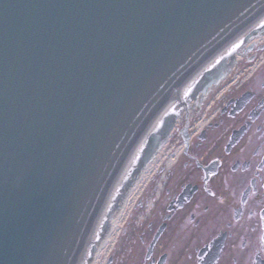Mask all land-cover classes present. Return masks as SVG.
<instances>
[{"label":"water","instance_id":"water-1","mask_svg":"<svg viewBox=\"0 0 264 264\" xmlns=\"http://www.w3.org/2000/svg\"><path fill=\"white\" fill-rule=\"evenodd\" d=\"M264 0H0V264H77L138 141ZM111 256L107 258V262Z\"/></svg>","mask_w":264,"mask_h":264},{"label":"flooded vegetation","instance_id":"flooded-vegetation-1","mask_svg":"<svg viewBox=\"0 0 264 264\" xmlns=\"http://www.w3.org/2000/svg\"><path fill=\"white\" fill-rule=\"evenodd\" d=\"M176 133L157 191L118 234L116 264H264V38Z\"/></svg>","mask_w":264,"mask_h":264},{"label":"bare ground","instance_id":"bare-ground-1","mask_svg":"<svg viewBox=\"0 0 264 264\" xmlns=\"http://www.w3.org/2000/svg\"><path fill=\"white\" fill-rule=\"evenodd\" d=\"M263 38L264 11L228 43L225 42L209 55L166 101L149 125L148 130L155 133V140L149 139L146 134L131 151L96 216L77 264L102 263L115 244L121 227L129 218L134 199L139 196L151 174L154 163L143 168L147 156L156 150L160 151V146L179 118L187 114L198 97L204 95L209 86H213L240 60L243 49ZM170 160L169 158L167 161Z\"/></svg>","mask_w":264,"mask_h":264},{"label":"rangeland","instance_id":"rangeland-1","mask_svg":"<svg viewBox=\"0 0 264 264\" xmlns=\"http://www.w3.org/2000/svg\"><path fill=\"white\" fill-rule=\"evenodd\" d=\"M241 58H240V60H238V62L241 61ZM195 111L197 112V110H195ZM179 121H180V118L177 121V123L175 124V129L174 130L172 129L173 131H171V133L163 141L164 143L160 146V151L157 152V150H156L155 152H152V154H150L146 158V164L143 165V168H146L150 163H154V166L152 167V170L150 171L151 174L148 177V179L146 180L145 185H144L141 193L138 196L139 199L142 198V202H143L142 207L143 208L138 207V208L132 209L130 216H129V219L132 221L135 220V218L137 217V213H140V211H141V213L144 212V209H145L147 203L150 201V196H154V193L158 189V186H159L158 182L161 179L162 170L166 166V164H168L167 160L170 158L169 155H170L171 151L176 147V145L179 142L177 140V133H176V128L178 126ZM119 238H120V235H119L118 239ZM116 244H117V242H115L113 249H111V251L108 253V254H111L113 256V261L109 262V264H116V255H118V252L116 251ZM105 260H106V257L104 258V260L102 261L101 264H104Z\"/></svg>","mask_w":264,"mask_h":264}]
</instances>
